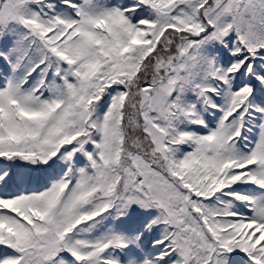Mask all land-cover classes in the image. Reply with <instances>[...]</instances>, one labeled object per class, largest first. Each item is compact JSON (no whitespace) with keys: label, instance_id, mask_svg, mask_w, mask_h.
<instances>
[{"label":"snow or ice","instance_id":"obj_1","mask_svg":"<svg viewBox=\"0 0 264 264\" xmlns=\"http://www.w3.org/2000/svg\"><path fill=\"white\" fill-rule=\"evenodd\" d=\"M0 264H264V0H0Z\"/></svg>","mask_w":264,"mask_h":264}]
</instances>
